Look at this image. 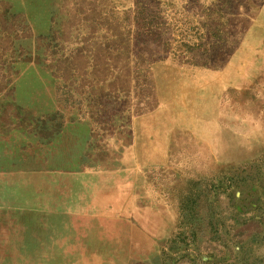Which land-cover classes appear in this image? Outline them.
<instances>
[{
	"label": "rangeland",
	"instance_id": "rangeland-1",
	"mask_svg": "<svg viewBox=\"0 0 264 264\" xmlns=\"http://www.w3.org/2000/svg\"><path fill=\"white\" fill-rule=\"evenodd\" d=\"M0 264H264V0H0Z\"/></svg>",
	"mask_w": 264,
	"mask_h": 264
}]
</instances>
